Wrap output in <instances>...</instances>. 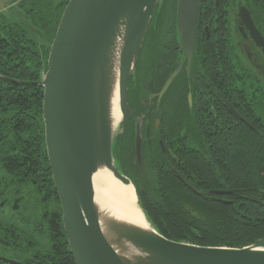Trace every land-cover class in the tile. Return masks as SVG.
I'll return each mask as SVG.
<instances>
[{"label": "trees", "instance_id": "obj_1", "mask_svg": "<svg viewBox=\"0 0 264 264\" xmlns=\"http://www.w3.org/2000/svg\"><path fill=\"white\" fill-rule=\"evenodd\" d=\"M68 1L29 0L27 12L40 41L29 38L20 24H3L0 30V75L32 82L0 78V209H9L20 222L0 221V256L23 264H76L47 155L44 87L34 84L47 71ZM177 1L164 0L153 12L129 81L134 117L116 140V165L132 179L146 218L165 237L202 246L254 245L264 240V79L242 60L236 68L233 60L226 62L223 69L219 36L208 40L199 30L192 78L185 73L177 77L161 100L159 131H152L156 103L149 97L162 88L181 57L174 51L180 48ZM221 1H241L264 25V0H200V29L205 23L217 24ZM208 85L224 89L238 102L253 128L227 113L204 115L199 109ZM184 89L195 99L187 117L177 108ZM141 115L142 171L135 155ZM151 128L149 138L145 131ZM211 190L239 192L209 194Z\"/></svg>", "mask_w": 264, "mask_h": 264}, {"label": "water", "instance_id": "obj_2", "mask_svg": "<svg viewBox=\"0 0 264 264\" xmlns=\"http://www.w3.org/2000/svg\"><path fill=\"white\" fill-rule=\"evenodd\" d=\"M164 0H69L51 44L44 87L43 118L47 155L62 207L64 230L76 264H264V240L245 247L202 246L169 239L147 220L149 230L111 221L116 238L129 245L130 258L121 257L101 226L95 203L93 175L100 167L126 185L132 180L116 165L114 147L134 117L129 105V81L136 65L153 12ZM200 0H178L176 30L182 53L161 91L162 99L184 64L189 75L196 46ZM240 15L264 53V38L246 7ZM124 40L119 71V106L122 119L113 131L109 119L112 72L109 55L120 27ZM207 31V28H206ZM208 33V32H207ZM15 83L30 84L6 78ZM189 92V101L192 102ZM234 117L250 124L234 108ZM160 120H156L159 126ZM163 145V142L161 141ZM163 147V146H162ZM136 161L142 171V136L135 141ZM177 176L184 180L177 173ZM201 194L200 191L195 190ZM239 190H211L232 194ZM146 218V217H145ZM5 264H23L0 256Z\"/></svg>", "mask_w": 264, "mask_h": 264}, {"label": "flooded vegetation", "instance_id": "obj_3", "mask_svg": "<svg viewBox=\"0 0 264 264\" xmlns=\"http://www.w3.org/2000/svg\"><path fill=\"white\" fill-rule=\"evenodd\" d=\"M221 4H222V7L220 9L221 14L216 17L217 24L211 25L209 23H205L203 27L200 29L197 23L196 40H197L199 30L201 31V33H203L201 35H205L206 39L208 40L210 39L212 34L216 33L219 36L218 41H220V44L223 49L222 51L223 52L222 54L223 69H225L226 62L231 63L232 62L231 60H233L232 63H234V66H235V65H239V63L242 60V62L247 64V66L250 69H252L257 75H259L261 78L264 79V53L262 49L253 40L250 34V29L244 23L243 18L240 15V12L243 7H246L248 11H249V8L243 5L241 1H233V2L232 1H221ZM224 5L226 6L229 5V6L226 7ZM250 15L252 17V20H253V23L256 29L264 38V25L257 23V21L255 20V18H253L251 13ZM206 28H207V31H206ZM174 51H176L177 55L178 53H181L180 48H177V46L174 47ZM179 58L180 57L177 58V62H179ZM193 59H194V55L192 58L189 75L187 74V71H186L187 64H184L179 75L185 73L188 77L192 78L193 61H194ZM169 76L166 78V81L169 78ZM189 86L192 88L191 82ZM161 89L157 93L151 94V96L149 97L150 101L155 99L156 109L153 111V115H154L153 119L155 123L154 124L155 128L153 130L152 128L149 130L146 129L145 135L147 136L150 135L151 130L155 132L159 131V126H156V120L159 119L160 124H161L162 110L160 106H161L162 99L159 100V98L154 95L158 94L161 91ZM188 91L186 92L185 89L181 91V94H182L181 95L182 97H180L181 101L177 104V108L179 109L178 110L179 115L181 117L183 116L187 117L189 112L193 110V106L195 103L193 92H191L192 102L190 103ZM202 98L203 100H201V107L199 110L202 111L204 115L206 116H209V113H211L212 116H216L217 114L218 116H220L219 114L227 113L228 116L234 117V115L230 111L231 108H234L241 115L240 113L241 108L238 105V102L236 103L234 100H232L231 96L229 95L226 96L224 94V89L219 90V89H216L214 86L208 85L207 88L203 89ZM144 117H145L144 115H141L139 117V123H138L140 131H141L142 141L144 140V134L142 133V130H141V124H142ZM149 138H147V141L150 140ZM158 141L160 142L159 144L163 146L162 149H164V143L163 145L161 144V141L163 142V140L158 138ZM142 162H143V159H142Z\"/></svg>", "mask_w": 264, "mask_h": 264}, {"label": "bare ground", "instance_id": "obj_4", "mask_svg": "<svg viewBox=\"0 0 264 264\" xmlns=\"http://www.w3.org/2000/svg\"><path fill=\"white\" fill-rule=\"evenodd\" d=\"M124 40V27L121 26L114 46L109 55V71L112 72L111 90L109 92V119L115 131L122 119L119 106V71ZM95 203L100 211L103 232L110 238L115 250L121 257H128L129 245L116 238L111 221H120L142 230H149L147 218L137 203L134 185H126L116 179L105 167H100L93 175Z\"/></svg>", "mask_w": 264, "mask_h": 264}, {"label": "rangeland", "instance_id": "obj_5", "mask_svg": "<svg viewBox=\"0 0 264 264\" xmlns=\"http://www.w3.org/2000/svg\"><path fill=\"white\" fill-rule=\"evenodd\" d=\"M29 7H30L29 0H25L22 3L20 0H0V30L3 24H9V23L20 24L27 30V33L29 34V38L33 39L34 41L35 40L40 41V34H38V32L35 30L32 17L30 13L27 12ZM137 203L141 208L142 206H140L141 202L139 201L138 195H137ZM0 221L8 224L20 225L18 216H16L9 209H3V210L0 209ZM150 223L151 225H153V222Z\"/></svg>", "mask_w": 264, "mask_h": 264}]
</instances>
